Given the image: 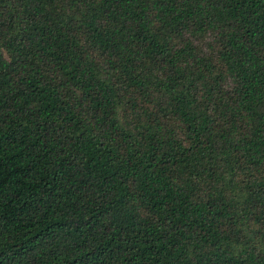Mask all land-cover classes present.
<instances>
[{
	"label": "trees",
	"instance_id": "trees-1",
	"mask_svg": "<svg viewBox=\"0 0 264 264\" xmlns=\"http://www.w3.org/2000/svg\"><path fill=\"white\" fill-rule=\"evenodd\" d=\"M0 264H264V0H0Z\"/></svg>",
	"mask_w": 264,
	"mask_h": 264
}]
</instances>
